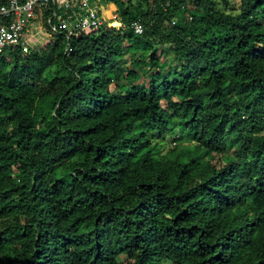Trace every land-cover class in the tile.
<instances>
[{
    "label": "trees",
    "instance_id": "obj_1",
    "mask_svg": "<svg viewBox=\"0 0 264 264\" xmlns=\"http://www.w3.org/2000/svg\"><path fill=\"white\" fill-rule=\"evenodd\" d=\"M109 1L0 51V264H264V0Z\"/></svg>",
    "mask_w": 264,
    "mask_h": 264
},
{
    "label": "built area",
    "instance_id": "obj_2",
    "mask_svg": "<svg viewBox=\"0 0 264 264\" xmlns=\"http://www.w3.org/2000/svg\"><path fill=\"white\" fill-rule=\"evenodd\" d=\"M42 12L36 17V11ZM49 17L45 21L44 15ZM112 20L115 28L144 32V25L134 21L125 26L118 14ZM176 20L172 23L175 24ZM46 25V26H45ZM108 24L103 16L101 0H3L0 2V51L20 47L31 53L41 43L40 34H61L67 39L65 53L73 51L72 39L82 31H93Z\"/></svg>",
    "mask_w": 264,
    "mask_h": 264
},
{
    "label": "rangeland",
    "instance_id": "obj_3",
    "mask_svg": "<svg viewBox=\"0 0 264 264\" xmlns=\"http://www.w3.org/2000/svg\"><path fill=\"white\" fill-rule=\"evenodd\" d=\"M104 1V0H103ZM109 1V0H108ZM104 2H106V1H104ZM41 14H42V12L40 11V10H37L36 11V17L37 18H39V17H41ZM49 17V15L48 14H45L44 15V19H45V21L47 20V18ZM46 26V25H45ZM108 27H109V29H114L116 26L115 25H112V24H108ZM54 38H56V35H54V34H49L48 32L47 33H44V34H40V38H39V40L41 41V43L37 46V48L38 47H44V46H46L49 42H52V41H54ZM36 48V49H37ZM170 141L171 142H173V140L172 139H170ZM172 145L174 146L175 145V143H172ZM169 258H171V259H173V256L169 253Z\"/></svg>",
    "mask_w": 264,
    "mask_h": 264
},
{
    "label": "crops",
    "instance_id": "obj_4",
    "mask_svg": "<svg viewBox=\"0 0 264 264\" xmlns=\"http://www.w3.org/2000/svg\"><path fill=\"white\" fill-rule=\"evenodd\" d=\"M0 1H2V0H0ZM101 1H102V5H103V16H104L107 24H109V23L111 24V22H114L112 20V17H113L114 14H117L118 8H117V6L115 5L114 2H111V1H108V0H104L106 2H104L103 0H101Z\"/></svg>",
    "mask_w": 264,
    "mask_h": 264
},
{
    "label": "bare ground",
    "instance_id": "obj_5",
    "mask_svg": "<svg viewBox=\"0 0 264 264\" xmlns=\"http://www.w3.org/2000/svg\"><path fill=\"white\" fill-rule=\"evenodd\" d=\"M110 16V15H109ZM112 25H115L114 22H111Z\"/></svg>",
    "mask_w": 264,
    "mask_h": 264
}]
</instances>
